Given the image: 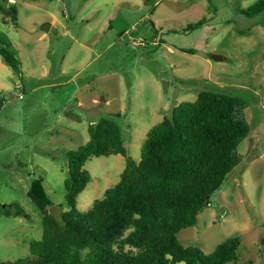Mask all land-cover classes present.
Returning a JSON list of instances; mask_svg holds the SVG:
<instances>
[{"label":"rangeland","instance_id":"obj_1","mask_svg":"<svg viewBox=\"0 0 264 264\" xmlns=\"http://www.w3.org/2000/svg\"><path fill=\"white\" fill-rule=\"evenodd\" d=\"M14 1L0 0L3 10L17 11L19 27H3L0 36L23 68L19 77L0 65V210L19 202L27 215L0 216V264L30 257V241L42 238L43 212L29 195L34 179H43L50 214L70 209L68 152L90 139L91 123L113 117L139 161L149 130L202 90L245 98L251 132L238 148L243 161L179 240L209 254L239 236V258L227 264H264V11H240L256 0ZM6 18L14 23L0 10V20ZM51 19L57 24L49 39L38 40ZM46 43L50 64L42 75L36 49ZM125 166L121 154L92 157L77 207L91 209Z\"/></svg>","mask_w":264,"mask_h":264},{"label":"trees","instance_id":"obj_2","mask_svg":"<svg viewBox=\"0 0 264 264\" xmlns=\"http://www.w3.org/2000/svg\"><path fill=\"white\" fill-rule=\"evenodd\" d=\"M2 5L0 4V8ZM15 25L17 11L10 8ZM248 16L264 11V0L240 8ZM14 15V16H13ZM204 19L196 26L202 25ZM193 28V27H192ZM0 36V55L22 77V60ZM4 103L0 96V106ZM240 96L202 90L195 101H183L148 132L141 159L125 146L120 125L102 117L88 128L90 139L68 152L65 179L69 210L50 214L53 204L42 178L32 181L29 195L43 212V235L30 241L31 256L1 264H227L237 261L241 238L228 237L209 254L185 246L178 233L196 225L212 194L243 161L239 145L251 132ZM121 154L126 166L120 180L94 201L77 207L91 175L84 168L92 157ZM25 216L19 202L4 205L0 216Z\"/></svg>","mask_w":264,"mask_h":264},{"label":"crops","instance_id":"obj_3","mask_svg":"<svg viewBox=\"0 0 264 264\" xmlns=\"http://www.w3.org/2000/svg\"><path fill=\"white\" fill-rule=\"evenodd\" d=\"M49 23L51 24L49 31H43L42 33L38 34V40L47 41V39H49L48 32H50L53 29L54 25L57 24L55 19H51ZM12 26L13 27H19V26L15 25V23H13V21L8 20L7 18L0 20V30L3 27H12ZM104 33H105V30H103L102 34H104ZM100 34H101V32H99V35ZM81 45H82V47L85 46L83 43H81ZM47 49H48V43H46L45 46H42V48L40 50L36 49L37 56L39 55V57L37 59H38V61L39 60L43 61L42 64L45 68L44 71L41 73L42 75H46L49 72L48 64H50V62H49V55H47L48 54ZM67 56H68V54L64 56V60H66ZM1 61H3V59L0 55V65L2 66V68H5L4 64H2ZM3 63H4V61H3ZM18 88L21 89L22 92H25L24 86L18 85Z\"/></svg>","mask_w":264,"mask_h":264},{"label":"water","instance_id":"obj_4","mask_svg":"<svg viewBox=\"0 0 264 264\" xmlns=\"http://www.w3.org/2000/svg\"><path fill=\"white\" fill-rule=\"evenodd\" d=\"M0 10L3 11L4 14H7V15H11V14H12V11H11V10H3L2 8H0ZM13 16H14V15H13ZM50 26H51V24H50L49 22H46V23L43 25L42 28H43V30H45V31H49ZM212 58H213L214 60H222V59H223L222 56H219V55H217V54H213V55H212Z\"/></svg>","mask_w":264,"mask_h":264},{"label":"built area","instance_id":"obj_5","mask_svg":"<svg viewBox=\"0 0 264 264\" xmlns=\"http://www.w3.org/2000/svg\"><path fill=\"white\" fill-rule=\"evenodd\" d=\"M10 2H15L14 0H9ZM131 43L132 44H142V41L136 40L135 38L131 37ZM19 95L22 96L21 92H19Z\"/></svg>","mask_w":264,"mask_h":264}]
</instances>
